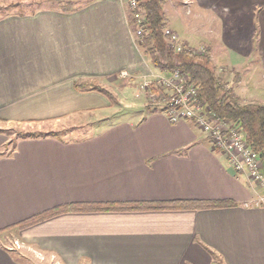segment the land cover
<instances>
[{
	"label": "crops",
	"instance_id": "1",
	"mask_svg": "<svg viewBox=\"0 0 264 264\" xmlns=\"http://www.w3.org/2000/svg\"><path fill=\"white\" fill-rule=\"evenodd\" d=\"M83 1L0 18V264H21L15 240L53 264H264L260 189L190 121L145 109L141 84L165 74L142 54L127 3ZM164 13L184 45L208 47L213 64L222 53L237 96L264 104V0H167ZM98 89L129 113L87 136L57 134L112 106ZM12 125L40 133L11 140ZM176 201L233 206L133 209ZM68 205L126 209L18 228Z\"/></svg>",
	"mask_w": 264,
	"mask_h": 264
},
{
	"label": "trees",
	"instance_id": "2",
	"mask_svg": "<svg viewBox=\"0 0 264 264\" xmlns=\"http://www.w3.org/2000/svg\"><path fill=\"white\" fill-rule=\"evenodd\" d=\"M167 0H142L140 11L143 13V23L137 25L134 19L137 11L132 13V23L140 35H136V41L142 54L150 60L152 67L165 75L174 71H180L185 77L187 86H194L197 90L198 101L205 104L209 113L215 120L225 121L238 130L249 148L258 154L261 163V172L264 174V104H255L243 101L236 95L233 87L228 86L225 79L218 74L213 66L208 47L198 54L195 49L189 48L183 43L181 50H175L176 43L170 40L165 33L169 29L168 21L164 13ZM237 83L234 77L233 85ZM100 90V89H98ZM102 94L109 95L100 90ZM161 111L160 106L152 109ZM233 206L232 202H167L157 205H138L136 210H198L218 209ZM125 207L115 205H68L46 211L40 215L20 223V229L28 228L50 217L65 212H109L123 211ZM8 230V229H6Z\"/></svg>",
	"mask_w": 264,
	"mask_h": 264
},
{
	"label": "built area",
	"instance_id": "3",
	"mask_svg": "<svg viewBox=\"0 0 264 264\" xmlns=\"http://www.w3.org/2000/svg\"><path fill=\"white\" fill-rule=\"evenodd\" d=\"M124 1L130 11H137L134 16L136 24L143 23V13L140 11L142 0ZM165 33L176 43L175 50L179 52L181 45L177 44V35L170 29ZM136 35L139 36L140 32L136 31ZM140 89L153 104L160 106L161 112L171 124L190 121L195 125L209 139L213 151L223 154L237 174L247 176L262 191L251 204L255 207L264 206V174L261 172L258 154L249 148L238 130L225 121L214 119L205 104L198 101L196 88L186 85L185 77L180 71H174L168 76H153L151 80L141 84ZM160 95L161 98L158 97ZM13 247L19 249L18 243L14 242Z\"/></svg>",
	"mask_w": 264,
	"mask_h": 264
},
{
	"label": "rangeland",
	"instance_id": "4",
	"mask_svg": "<svg viewBox=\"0 0 264 264\" xmlns=\"http://www.w3.org/2000/svg\"><path fill=\"white\" fill-rule=\"evenodd\" d=\"M76 1L77 0H0V18L14 14L31 13L35 10L44 7L73 8L74 5L77 3ZM177 40H178L177 44L181 45L182 43H184L179 37L177 38ZM192 46L194 47L193 49H195L198 54L203 52L204 47H197V43L192 44ZM217 55H218V59L215 60L216 62H214L215 64H213V66L217 70L218 74L222 77V79H225V82H227L228 86L234 87L233 83H230L232 76H229L227 74V70H224L221 67L222 53L221 52L217 53ZM228 76L231 77L230 80L228 79ZM155 91L157 92V90ZM131 92L128 98L130 99V101H133V98L131 97ZM103 95L108 99V101L112 105L109 106L110 107L109 109H106L105 112L93 113L92 116L87 115L86 117H82V116L72 117L73 119L72 122L74 121L73 123L71 122L69 124L57 125L56 128L57 130H55L57 134H64V135L71 134V137L73 138L87 136L92 132H94L96 128L98 129L99 127L102 128L104 126H108L114 120H117L118 118H122L129 113L128 112L129 109L120 108L121 104H119V107L117 106L116 101H118V99L115 96L111 94L109 95L103 94ZM158 97L161 98V95ZM144 100H145V109L152 110L155 107H159L158 105L153 104V102L149 100L146 94H144ZM118 102L121 103L120 100ZM80 118L84 120L82 119L80 120ZM100 120L102 121L100 122ZM38 131L39 130H37L36 127H32V126L12 125L8 130V136L11 140H14L20 136L39 134L40 132ZM11 238L13 239V237ZM12 242L18 243L19 245L18 252L21 253V254L11 253L12 257L15 258L17 261H19L21 264H53L54 261L49 260L47 257H42V256L37 257L34 252L23 246L22 241L15 240Z\"/></svg>",
	"mask_w": 264,
	"mask_h": 264
}]
</instances>
